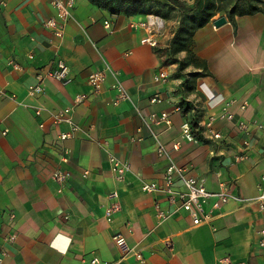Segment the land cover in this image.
Wrapping results in <instances>:
<instances>
[{
  "label": "crops",
  "instance_id": "1",
  "mask_svg": "<svg viewBox=\"0 0 264 264\" xmlns=\"http://www.w3.org/2000/svg\"><path fill=\"white\" fill-rule=\"evenodd\" d=\"M179 1L188 8L194 3ZM255 3L215 6L187 33L188 14L169 0H143L141 12L74 0L59 40L44 25L54 14L50 0H0V264H141L137 253L143 264H222L224 257L229 264H264L258 244L264 236L258 198L264 191V0ZM148 12L165 20L157 46L141 41L142 28L129 26ZM221 16L225 22L215 25ZM57 58L68 64L70 80L46 76L45 95L31 93L36 74ZM104 61L128 94L117 103L112 75L97 93L88 84V73ZM159 69L167 71L162 82L153 79ZM209 91L231 101L230 119L221 116L223 102L210 105ZM77 93L88 96L75 103ZM153 95L161 98L152 101ZM64 106L78 126L61 141L57 133L68 125L55 127L50 111ZM161 111L170 125L158 119ZM211 113L221 138H183L184 119L199 125ZM111 156L129 164L122 178ZM170 161L204 177L209 189L225 182L241 202L193 224L165 194L141 188L142 180H160ZM55 168L70 175L60 183L51 176ZM112 201L119 209L107 218ZM155 204L172 214L159 220ZM115 233L125 237L126 250Z\"/></svg>",
  "mask_w": 264,
  "mask_h": 264
},
{
  "label": "built area",
  "instance_id": "2",
  "mask_svg": "<svg viewBox=\"0 0 264 264\" xmlns=\"http://www.w3.org/2000/svg\"><path fill=\"white\" fill-rule=\"evenodd\" d=\"M50 3L54 8V14L44 20V25L52 31L53 38L60 40L64 35L65 24L72 15L74 0H50ZM104 24L106 27H111L109 20H105ZM129 26L142 28L144 30V34L141 37V41L152 46H157L159 38L165 27V20L157 13L148 12L140 19L130 20ZM68 73L69 67L66 61L62 58H57L54 67L36 74L38 81L35 84L30 85L29 90L33 94L37 93V95H45V87L43 85L44 77L50 76L62 81L63 83H67L70 80ZM108 75H112L115 79L112 87L116 90V95L112 99V102L117 103L118 101L127 98L128 94L126 88L118 79L116 71H114L106 61H104L103 68L93 69L88 73L87 80L91 91L93 93L99 92ZM166 78L167 71L165 69H159V71L153 75V79L155 81L162 82ZM206 94L208 99H210V105L212 107L221 102L224 103L221 106V116H224L226 119H230L232 114L227 110V105L231 103V101H224L221 97L217 98L219 95L211 91ZM87 96V93H77L74 96V102L80 103L84 101ZM160 98V96L153 95L151 100L155 101ZM42 109L43 107L41 105H37L35 107V113L40 114ZM50 117L55 127H58L62 123L68 125L67 130H61L57 133V137L61 141L72 136L74 131L77 129L78 125L72 117V108L70 106H64L51 110ZM216 118L217 115L211 113L206 118L205 123H200L199 125L192 123L191 120L184 119L180 125L183 138L194 141L200 138L203 133H207L215 139L221 138L222 135L220 129L214 125ZM158 119L163 121L166 125L171 124V117L167 111H161ZM39 125L43 126V123L40 122ZM200 125L202 126V129L199 127ZM238 126L240 127V130H243L244 132L247 131L248 127L245 122H240ZM174 147L177 148L176 145H174ZM157 151L161 154L167 153L163 145H159ZM62 160L66 162L67 157H62ZM110 160L112 162V170L116 173L117 177L122 178L123 174L129 169V164L113 156L110 157ZM69 175L70 170L68 169L55 168L51 172L52 178L60 183H62ZM141 188L146 192L160 191L165 194L168 201L175 204L174 210L182 209L187 212L191 217L193 224H199L207 221L212 217L215 211H222L226 206L235 207L242 200V197L233 193L225 182H219L216 189H209L205 185L204 177L190 174L184 165L177 164L174 161H170L168 163L160 180H142ZM110 196H116V193L113 191L110 193ZM258 198L260 200V206L263 207L264 191L259 193ZM155 207L157 210L156 215L159 220L165 219L172 214V211L160 208L158 204H155ZM118 209V203L116 201H112V203L105 209V216L109 218ZM112 237L122 250H126L127 246L123 235L115 233ZM258 244L264 248V236L259 238ZM135 257L141 264L144 263L145 259L140 253H137ZM221 260L222 264L230 263V260L226 257ZM97 261L98 257H92V263H96ZM236 264L246 263L244 261H237Z\"/></svg>",
  "mask_w": 264,
  "mask_h": 264
},
{
  "label": "trees",
  "instance_id": "3",
  "mask_svg": "<svg viewBox=\"0 0 264 264\" xmlns=\"http://www.w3.org/2000/svg\"><path fill=\"white\" fill-rule=\"evenodd\" d=\"M104 6L109 7L111 12L129 11L141 12L143 0H92ZM176 5L181 11L188 14L184 20L185 30L187 33L196 25L203 22L205 15H208L213 7L219 2H225L224 5H229L232 0H194L192 7L188 8L179 0H169ZM256 0H248V8H257ZM235 6V3L233 4ZM184 27V26H183ZM192 123H194L192 121Z\"/></svg>",
  "mask_w": 264,
  "mask_h": 264
},
{
  "label": "water",
  "instance_id": "4",
  "mask_svg": "<svg viewBox=\"0 0 264 264\" xmlns=\"http://www.w3.org/2000/svg\"><path fill=\"white\" fill-rule=\"evenodd\" d=\"M223 22H225V17L224 16H221V17H219V18H217V19L214 20V24L215 25H220Z\"/></svg>",
  "mask_w": 264,
  "mask_h": 264
},
{
  "label": "rangeland",
  "instance_id": "5",
  "mask_svg": "<svg viewBox=\"0 0 264 264\" xmlns=\"http://www.w3.org/2000/svg\"><path fill=\"white\" fill-rule=\"evenodd\" d=\"M224 3H225V2H219V1H218L217 5H216V6L218 7L217 10H223V7H221V6H223ZM213 8H214V7H213ZM156 13H158V12H156ZM161 35H162V34H161Z\"/></svg>",
  "mask_w": 264,
  "mask_h": 264
}]
</instances>
